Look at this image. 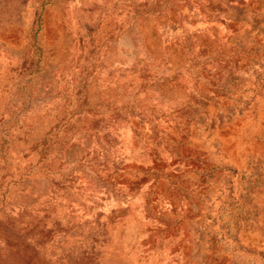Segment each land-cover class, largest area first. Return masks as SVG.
Returning a JSON list of instances; mask_svg holds the SVG:
<instances>
[{
    "label": "rangeland",
    "instance_id": "rangeland-1",
    "mask_svg": "<svg viewBox=\"0 0 264 264\" xmlns=\"http://www.w3.org/2000/svg\"><path fill=\"white\" fill-rule=\"evenodd\" d=\"M0 264H264V0H0Z\"/></svg>",
    "mask_w": 264,
    "mask_h": 264
}]
</instances>
